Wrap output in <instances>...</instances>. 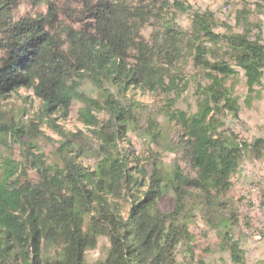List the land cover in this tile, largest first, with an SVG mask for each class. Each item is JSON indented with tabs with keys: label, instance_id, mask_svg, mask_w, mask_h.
I'll return each mask as SVG.
<instances>
[{
	"label": "trees",
	"instance_id": "16d2710c",
	"mask_svg": "<svg viewBox=\"0 0 264 264\" xmlns=\"http://www.w3.org/2000/svg\"><path fill=\"white\" fill-rule=\"evenodd\" d=\"M29 1L46 11L16 17L14 0H0V97L28 89L45 112L64 118L78 105L91 136L58 130L56 160L66 174L61 178L46 165L37 125L3 123L5 146L9 132L17 142L25 135L33 142L29 165L11 156L0 164V264H91L87 254L102 237L110 247L93 264H210L194 252L179 260L180 248L195 242L191 227L198 212L215 230L219 250L229 252L233 264H246L235 215L217 211L227 209L223 200L244 162L264 163V139L251 142L225 126L222 119H238L242 107L220 76L233 77L240 69L247 94L258 92L264 80L262 31L235 33L214 12L180 1ZM180 14L190 15L191 30L179 25ZM238 19L248 25L244 11ZM221 25L226 33L217 32ZM189 62L197 70L194 112L176 108L189 90ZM86 84L96 96L84 91ZM137 90L166 96L164 121L177 137L160 149L163 124L149 117L147 130L155 138L149 143L159 149L151 148L143 163L121 147L138 124ZM32 127L36 132L29 135L25 129ZM167 149L176 155L171 167L164 163ZM166 197L173 202L168 212L159 207Z\"/></svg>",
	"mask_w": 264,
	"mask_h": 264
},
{
	"label": "rangeland",
	"instance_id": "374dc122",
	"mask_svg": "<svg viewBox=\"0 0 264 264\" xmlns=\"http://www.w3.org/2000/svg\"><path fill=\"white\" fill-rule=\"evenodd\" d=\"M169 1L183 2L195 11L210 10L215 13L219 23H225L227 26L233 27L235 33H243L249 29L255 34L261 30L264 43V0ZM14 2L17 4L14 10L16 17L33 15L36 11H46L45 7L35 6L29 0H14ZM241 11H244L248 16V25L243 21L241 25L239 24L238 13ZM178 23L184 30H191L190 15L180 14ZM217 32L226 33V28L221 25ZM148 33V31H145L146 35ZM167 72L174 74L176 71L167 68ZM184 75H186L187 80H191L189 81L190 84H188L189 90L182 94L176 108L194 112L196 111V96L194 94L196 82H193V79L197 77V70L192 62L186 65ZM220 79L225 80L228 86L235 89L242 107L238 119H233L229 116H225L222 119L225 126L233 129L245 140L252 142L256 138L264 139V80L258 92L249 96L245 86L244 71L239 69L237 75L233 77L221 75ZM183 84L179 87L180 93L184 89L185 84L184 86ZM84 91L91 96H96V91L90 84L84 86ZM134 92L133 99L141 103L137 120L138 124L134 131L128 133V141L123 142L121 147L140 158L141 163H143L148 161L151 148L154 151L159 149L156 144L150 145L149 143L155 141V138L149 135L147 130L149 117H158L159 123L163 124L162 137L158 138L161 143L160 149L162 147L166 149L164 142L175 144L177 137L175 131L164 121L163 113L167 109L168 104L166 96L140 90ZM175 97V95H172L170 98L174 99ZM42 106V101L28 89H22L17 94L0 97V117L3 120L0 123V129H3L4 122L12 123L13 125L15 124L13 121L16 122V120H20L25 125L31 123L37 125L40 132L34 130L36 127L25 129V131L29 135L36 132L37 137H39L37 139L38 147L44 155V160L50 172L54 176L64 178L66 176L65 171L56 160V151L59 147V141L62 140L58 130L61 129L65 133L75 134L82 132L85 136H91V132L80 120L78 105L73 106L68 118H64L62 113L45 112ZM10 134L9 132L7 136L9 147L0 141V164L6 156H11L14 160L29 165L26 153L30 150L28 143L33 141L25 135L20 142H17ZM169 150H165L167 152L164 155V163L171 167L176 160V155ZM178 160L183 169L191 171L183 160ZM85 164L91 166L94 164V160ZM148 166L151 167V164ZM31 178H36L34 172H31ZM223 202L227 209L220 207L217 214L222 217L235 215L238 225L234 231L237 237L241 238V246L245 250L247 257L246 264H264V163L254 159L246 160L241 167L240 175L233 179L230 196L224 199ZM159 207L161 210L168 212L172 209L173 202L166 197L160 202ZM210 217L214 223H218L216 214H212ZM191 229L195 235V242L189 248H180L179 260L181 262L186 259L187 253L194 252V254L210 264H233L229 252H221L219 250V239L215 230L209 228L206 215L201 212L195 213ZM109 247L108 239L105 237L100 238L98 247L88 252V262L93 264L105 259Z\"/></svg>",
	"mask_w": 264,
	"mask_h": 264
}]
</instances>
